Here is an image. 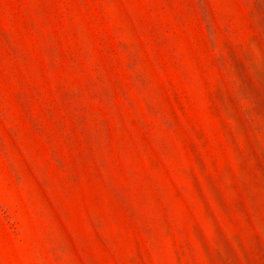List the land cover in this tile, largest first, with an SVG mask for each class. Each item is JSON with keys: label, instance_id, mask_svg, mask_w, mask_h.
Returning <instances> with one entry per match:
<instances>
[{"label": "rangeland", "instance_id": "obj_1", "mask_svg": "<svg viewBox=\"0 0 264 264\" xmlns=\"http://www.w3.org/2000/svg\"><path fill=\"white\" fill-rule=\"evenodd\" d=\"M0 264H264V0H0Z\"/></svg>", "mask_w": 264, "mask_h": 264}]
</instances>
